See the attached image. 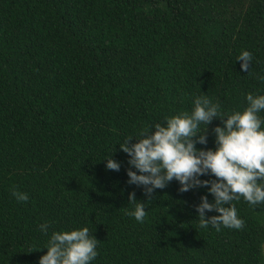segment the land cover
<instances>
[{"label": "trees", "instance_id": "trees-1", "mask_svg": "<svg viewBox=\"0 0 264 264\" xmlns=\"http://www.w3.org/2000/svg\"><path fill=\"white\" fill-rule=\"evenodd\" d=\"M260 76L264 0H0V264H38L53 231L81 227L98 240L92 264H264V203L233 201L243 229H202L206 188L174 179L149 198L118 144L197 95L242 111ZM219 124L198 148H215ZM133 192L143 223L125 211Z\"/></svg>", "mask_w": 264, "mask_h": 264}, {"label": "clouds", "instance_id": "clouds-1", "mask_svg": "<svg viewBox=\"0 0 264 264\" xmlns=\"http://www.w3.org/2000/svg\"><path fill=\"white\" fill-rule=\"evenodd\" d=\"M252 59L247 50L236 57L241 70L247 73ZM258 78L264 81V76ZM245 99L247 106L242 111L228 114L206 95H197L190 112L167 116L163 123H154L125 138L118 144L129 157L127 183L143 186L149 198L174 179L182 193L206 188L213 200L202 195L195 205L199 227L207 230L211 226L217 232L222 228L243 229L245 221L233 201L243 198L250 206L264 203V117L260 115L264 112V94L250 92ZM217 119L220 124L211 130L215 148H198L197 144L207 145L208 126ZM133 138L137 142L131 143ZM104 159L108 170H120V163L111 155ZM203 176L210 179H201ZM12 195L18 202L29 200L27 193L15 188ZM129 200L130 204L136 203L132 210H125L126 214L143 223L145 204L136 200L134 192ZM213 211L219 214L206 217V212ZM48 229L47 221L39 225L45 234ZM97 245L88 227L53 231L42 248L47 252L38 264H92L98 256ZM261 247L264 249V245Z\"/></svg>", "mask_w": 264, "mask_h": 264}]
</instances>
